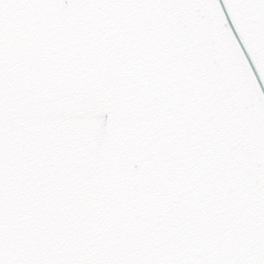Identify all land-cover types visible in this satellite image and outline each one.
<instances>
[{"label":"snow or ice","instance_id":"1","mask_svg":"<svg viewBox=\"0 0 264 264\" xmlns=\"http://www.w3.org/2000/svg\"><path fill=\"white\" fill-rule=\"evenodd\" d=\"M0 264H264V0H0Z\"/></svg>","mask_w":264,"mask_h":264}]
</instances>
